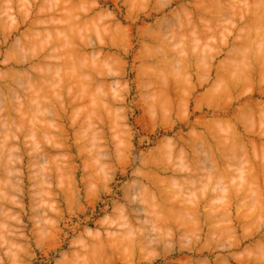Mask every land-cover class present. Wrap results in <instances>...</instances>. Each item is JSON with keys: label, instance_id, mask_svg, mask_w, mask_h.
<instances>
[{"label": "clouds", "instance_id": "clouds-1", "mask_svg": "<svg viewBox=\"0 0 264 264\" xmlns=\"http://www.w3.org/2000/svg\"><path fill=\"white\" fill-rule=\"evenodd\" d=\"M0 264H264V0H0Z\"/></svg>", "mask_w": 264, "mask_h": 264}]
</instances>
